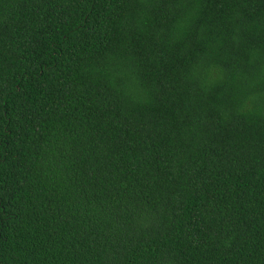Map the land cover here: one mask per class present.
Listing matches in <instances>:
<instances>
[{
  "label": "trees",
  "instance_id": "trees-1",
  "mask_svg": "<svg viewBox=\"0 0 264 264\" xmlns=\"http://www.w3.org/2000/svg\"><path fill=\"white\" fill-rule=\"evenodd\" d=\"M0 264H264V0H0Z\"/></svg>",
  "mask_w": 264,
  "mask_h": 264
}]
</instances>
